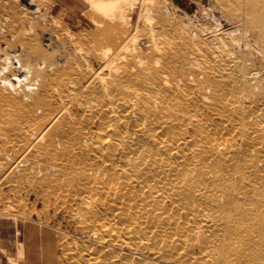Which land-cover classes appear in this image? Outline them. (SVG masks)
<instances>
[{
	"label": "rangeland",
	"instance_id": "1",
	"mask_svg": "<svg viewBox=\"0 0 264 264\" xmlns=\"http://www.w3.org/2000/svg\"><path fill=\"white\" fill-rule=\"evenodd\" d=\"M104 117L122 126L118 151L104 140L111 129L96 133ZM165 123L179 146L168 144L172 163L199 138L196 123L258 165L247 173L264 175V40L243 6L0 0V264H76L66 253L85 245L103 254L117 247L119 264L138 263L90 223H114L110 214L120 221L126 204L147 212L148 223L161 208L178 209L133 171L130 136L142 142L139 157L153 155L148 150L160 144L148 131ZM243 130L257 137L252 147ZM238 184L231 189L241 198L252 195L249 181ZM128 213L131 221L138 215Z\"/></svg>",
	"mask_w": 264,
	"mask_h": 264
},
{
	"label": "bare ground",
	"instance_id": "2",
	"mask_svg": "<svg viewBox=\"0 0 264 264\" xmlns=\"http://www.w3.org/2000/svg\"><path fill=\"white\" fill-rule=\"evenodd\" d=\"M230 1L244 7L246 20L258 26L264 40V0ZM113 4L110 3L108 6H114ZM4 83L15 87L14 83L6 79ZM140 108L142 109L141 106ZM159 118L157 117L161 121ZM146 120H143L140 129H147ZM119 123L112 118L104 117L103 122L97 127V134H105L106 128L112 130V135L104 139L111 150L118 151L123 145L120 140L122 126ZM181 123L185 126L187 122L183 119ZM165 124V129L156 126L155 129L152 128L153 130L150 127L148 131L149 136L160 144L148 150L153 152V155L139 157L142 142L140 144V140L137 141L136 137L130 136V142L134 145L131 153H137L133 171L142 173L143 183H156L161 186L157 194L159 198L161 200L167 198L178 209L172 211L168 206V214H166L167 211L161 208L162 213H157L156 222L148 223L147 219H143L147 212L142 216L143 213L137 209V204H126L128 212L133 214L138 212L137 216H132L133 221L127 212L122 215L120 221L116 215L110 214L114 223L93 222L90 226L97 229L106 244L114 239H116L115 245L125 244L132 255L139 257L140 261L136 264H264V185H261L262 182L264 183V175L247 173L248 168L252 171L258 170V165L244 156L241 151L239 153L235 143H229L223 137H214V134L211 135L203 124L201 127L196 123L194 128L199 138L195 137L194 144L190 145L187 142L184 146L182 144L183 147L177 150V158L172 163L168 160V144L171 149L179 146L175 148L172 137L168 136V123ZM261 127L264 129V125ZM243 131L248 137L245 143L250 147L255 145L257 137L248 136L249 134ZM185 148L194 151L193 154L191 153L192 156L189 152H185ZM262 151L264 152V149ZM240 155L244 157L242 161H237V156ZM237 173H240V180L236 176ZM243 180L251 183L253 193L245 194L244 198H241V189L232 190L231 185L233 182L238 184ZM84 247L80 250L73 249L66 255L76 264L120 263L117 258L119 252L117 247L110 251L108 249L104 254L93 253V248L91 250V247L90 249ZM83 250H87V253Z\"/></svg>",
	"mask_w": 264,
	"mask_h": 264
}]
</instances>
